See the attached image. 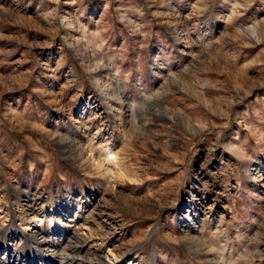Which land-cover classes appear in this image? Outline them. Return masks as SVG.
<instances>
[{
  "label": "rangeland",
  "instance_id": "374dc122",
  "mask_svg": "<svg viewBox=\"0 0 264 264\" xmlns=\"http://www.w3.org/2000/svg\"><path fill=\"white\" fill-rule=\"evenodd\" d=\"M0 232L19 264H264V0H0Z\"/></svg>",
  "mask_w": 264,
  "mask_h": 264
},
{
  "label": "bare ground",
  "instance_id": "6f19581e",
  "mask_svg": "<svg viewBox=\"0 0 264 264\" xmlns=\"http://www.w3.org/2000/svg\"><path fill=\"white\" fill-rule=\"evenodd\" d=\"M1 233V232H0ZM1 235V234H0ZM2 237H6V233L4 232V234L2 235ZM34 238L36 239V236H34ZM32 240V239H31ZM37 241V240H36ZM35 241V242H36ZM38 243H39V246L41 245V243H45L44 245L45 246H47V245H49V243H48V239H42V241H40V240H38ZM42 246V245H41ZM39 248V247H38ZM40 249V248H39ZM42 250H40L39 252H41L45 257H48V258H52L53 257V255L51 256H47L46 255V253H45V247H43V248H41ZM71 252H73V251H71ZM70 252V253H71ZM5 253V252H4ZM70 253H58V256H61L62 257V259H64L65 260V262H70L69 260H71L72 258H73V256H72V254H70ZM6 256V257H5ZM4 257L2 256V257H0V263L1 264H19L18 262L17 263H15L14 261L12 262L11 260H8V258H10L11 259V256L9 257V254H7V255H5ZM29 256V255H28ZM28 256H26L27 258L26 259H28ZM20 257V256H19ZM17 257L18 259H20V258H23V256L22 257ZM30 257V259H31V256H29ZM74 260V259H73ZM75 261V260H74ZM30 263H31V261H30ZM62 263V262H61ZM21 264V263H20ZM25 264V263H24Z\"/></svg>",
  "mask_w": 264,
  "mask_h": 264
}]
</instances>
